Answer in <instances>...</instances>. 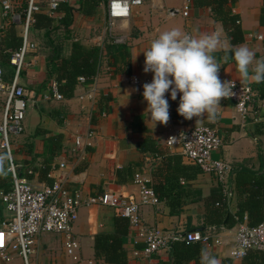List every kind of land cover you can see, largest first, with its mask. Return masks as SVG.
Here are the masks:
<instances>
[{"label": "crops", "instance_id": "0c3cea01", "mask_svg": "<svg viewBox=\"0 0 264 264\" xmlns=\"http://www.w3.org/2000/svg\"><path fill=\"white\" fill-rule=\"evenodd\" d=\"M191 1L188 17H184L181 11L184 0H147L142 6L134 7L128 20L116 22V33L128 38V44L123 47L109 44L106 0L90 16L73 11L72 22L67 26L60 25L64 12L50 16L47 7L49 0H36L41 9L36 15L50 17L52 23L44 24L36 19L29 28L28 40L32 47L19 78V84L26 90L28 110L23 133L12 136L11 143L21 175L36 185L52 184L56 178L62 179L64 186L71 192H80L83 200L105 191L137 195L139 188L133 183L136 173L143 174L158 195L167 187L166 177H177L168 183L167 198L158 196L160 203L157 206L141 207L139 215L142 226L163 231H198L222 241L221 244L192 242L200 247L198 255L180 264H201L202 250L215 258L218 264H244L247 255L239 259L230 256L236 247L238 224L228 228L206 221V200L220 186L212 175L199 171L197 166L189 163L182 156L180 148L167 147L166 139L181 128L208 126L217 130L223 146L213 156L231 167L229 184L233 190L230 199H223V205L229 213L235 214L239 200L235 191L236 174L243 170L264 173V98L261 97V82L242 78L232 54L236 46L244 44L254 51L256 59H264V0H234L229 3L231 13L238 16L240 21V42L229 38L223 22L215 16L211 7L198 4V0ZM27 6L28 0H12L17 18L13 19L11 15H4L0 0V64L6 83L12 82L16 72L11 57L23 43ZM173 27L194 36L200 33L218 35L221 44L213 55L221 68V81L235 80L251 85L257 92L245 119L236 111L232 101L222 99L215 119H208L205 115L183 125L177 124L169 114L166 125L150 121L145 112L147 104L142 96L143 85L135 86L130 79L138 77L143 83L151 82L152 74L143 71V52L161 32ZM99 37L104 38L101 46L98 45ZM96 46L104 53L96 77L99 92L95 102L80 100L79 95L84 89L78 86L71 98L46 100L47 93L53 95L54 84L58 91L57 80L55 77L49 78L47 73L52 63L69 58L75 47L90 49ZM114 46L121 47V50L109 53V48ZM226 54L228 59H224ZM126 64L130 65L129 73L124 72ZM166 98L169 103L172 101L167 93ZM4 103L5 99L0 95V125ZM89 131L94 132L95 136L90 140L84 139ZM79 137L84 140V146L77 145L76 139ZM149 140L152 142L149 149L141 152L138 145ZM1 158H5L2 151L0 179L1 176L11 179L6 168L1 169ZM60 164L65 165L61 168ZM120 171L123 173L119 177ZM153 173L159 174L154 176ZM0 204L3 209L1 225L7 213L4 212L1 198ZM172 208L180 209L181 213H171ZM115 217L117 214L113 209L101 205L83 206L79 210L74 232L81 243L83 262L80 264H107L95 257L94 241L96 235L114 231ZM136 232L130 226L124 244L128 264H174L171 255L175 243L160 255L146 257L142 254L144 243ZM33 250V264L73 263L64 253L62 235L45 234L38 237ZM11 263L23 264V261L15 257ZM0 264L4 263L0 261Z\"/></svg>", "mask_w": 264, "mask_h": 264}, {"label": "built area", "instance_id": "2783aa9c", "mask_svg": "<svg viewBox=\"0 0 264 264\" xmlns=\"http://www.w3.org/2000/svg\"><path fill=\"white\" fill-rule=\"evenodd\" d=\"M70 0H49L48 12L50 16L58 13L61 4ZM147 0H106L108 12V40L109 44L126 46V35L117 34L116 22L128 20L134 7L142 6ZM192 5L191 0H184L182 14L188 17ZM3 13L17 19L13 11L12 0H2ZM36 0H28L24 14V36L20 49L13 53L11 63L15 67V75L10 83L4 81V72L0 64V95L5 99L4 115L0 125V151L8 164L11 175L12 188L9 192H1L0 198L5 206L8 216L0 225V261L4 264L11 263L15 257L22 259L23 264H31L29 256L34 252L38 237L45 234L62 235L64 238V253L73 264L83 262L81 243L74 232V222L79 210L83 206L101 205L114 210L117 216L125 217L129 224L136 229L137 237L143 241L142 254L146 257L160 255L176 242H200L221 244L218 238L212 239L209 235L200 232L163 231L158 228L143 227L140 221V209L143 206H157L160 199L149 181L141 173H136L133 183L139 188L138 194L124 195L116 192L105 191L96 197L83 200L80 192H71L64 186L62 179H55L52 184H34L27 177L19 174L15 161V153L11 143L12 136H20L24 131V122L28 110L27 94L24 87L19 84L21 72L24 70L26 56L32 47L28 40L30 26L35 21V15L40 12ZM262 39L261 36L258 37ZM104 38H98V45H103ZM220 73V72H219ZM232 91L234 96L226 99L233 102L236 111L245 119L255 102L257 92L248 84L235 80ZM130 82L135 86L144 83L138 77H133ZM77 86L84 91L79 95L80 100L95 102L99 92L96 77L92 80L79 77ZM54 84L53 95H45L46 100H64V96L57 91ZM95 133L89 131L84 139L90 140ZM84 140L76 139L78 146H84ZM169 148H180L182 156L191 164L197 166L203 173L212 175L221 187L223 199L226 201L232 196L229 184L231 167L221 159L214 158V153L223 146V140L216 129L208 126L194 128H181L166 139ZM65 164H60L63 168ZM55 170V168H54ZM236 247L231 251L233 259L245 257L249 251L264 252V223L257 226H248L246 223L238 224L235 235Z\"/></svg>", "mask_w": 264, "mask_h": 264}, {"label": "trees", "instance_id": "16d2710c", "mask_svg": "<svg viewBox=\"0 0 264 264\" xmlns=\"http://www.w3.org/2000/svg\"><path fill=\"white\" fill-rule=\"evenodd\" d=\"M75 1H77L76 5L74 3ZM102 1L103 0H70L67 3L61 4L58 8V12H64L65 16L60 20V25L67 26L72 22L73 11H79L84 15L90 16L92 12L97 11ZM231 1L234 0H198L197 3L211 7L215 16L223 22L229 38H233L235 42L236 40L240 42L242 37L240 21L238 16L231 13L232 10L229 8V3ZM34 18L35 20L40 19L44 24L51 25L52 23V19L45 15H35ZM120 50L121 47L119 46L110 47L109 53L119 52ZM103 53V50L97 46L90 49L75 47L72 49L69 58H64L58 62L52 63V66L47 71L49 78L55 77L59 93L67 99L71 98L76 89L79 77L83 76L89 79L97 77L102 66ZM129 67L130 65H125V73H129ZM119 70L121 71V69ZM263 87L264 82H261L262 98H264ZM178 103L179 98L169 103V114L177 124L187 125L190 120H185L178 115L176 111ZM151 144L152 142L150 140L145 141L140 143L138 148L141 152H146ZM127 171L128 170H126L125 173H127ZM45 172L48 173V170ZM122 173L123 172L120 171L118 176L120 177ZM157 174L159 173H153L154 176ZM175 178L177 179V177ZM176 179H174V177H166L167 187H169V182ZM0 180V189L3 192H9L12 188L11 179H8L6 176H1ZM167 187L159 191L160 195H157L161 198H167ZM235 191L239 199L238 210L235 214L229 213L227 208L223 205V195L220 187L210 195L205 204V217L207 223L228 228L242 223H246L248 226H257L264 223V173L256 174L245 170L239 171L236 174ZM175 196L178 197V194H175ZM2 212L3 209L0 204L1 220L3 218ZM171 213L175 215L180 214L181 210H174V208H172ZM129 228L130 224L127 218L121 216L115 217L114 231L112 233H101L96 235L94 241L95 257L103 260L107 264H128V257L124 249V244L129 234ZM193 244L192 242H181L173 245L171 258H173L174 264H180L183 260L195 258L196 255H198L200 247ZM244 259V264H264V253L257 251L251 252L248 253Z\"/></svg>", "mask_w": 264, "mask_h": 264}, {"label": "clouds", "instance_id": "9594fccd", "mask_svg": "<svg viewBox=\"0 0 264 264\" xmlns=\"http://www.w3.org/2000/svg\"><path fill=\"white\" fill-rule=\"evenodd\" d=\"M221 42L215 33H200L194 36L178 27L161 32L143 52V71L151 73L150 83L143 84L142 96L147 104L145 112L150 121L166 125L169 121V102L179 103L178 115L185 120L196 121L207 116L215 119L222 99L235 95L232 81H221L220 65L213 53ZM227 54L224 59H228ZM242 78L264 82V59H256L255 53L247 45L235 47L232 54ZM251 68V73H250ZM201 264H218L202 250Z\"/></svg>", "mask_w": 264, "mask_h": 264}, {"label": "rangeland", "instance_id": "374dc122", "mask_svg": "<svg viewBox=\"0 0 264 264\" xmlns=\"http://www.w3.org/2000/svg\"><path fill=\"white\" fill-rule=\"evenodd\" d=\"M5 158H1V162H2V164H3V166L1 167V169L4 167V168H6V170H7V172H8V164H7V162H6V160H4ZM15 160H16V158H15ZM16 163H17V160H16ZM1 164V165H2ZM4 212H6V209H5V211ZM7 213V212H6ZM7 216H8V213H7ZM34 248V247H33ZM17 258V257H16ZM34 259H35V253L33 252L30 256H29V261H30V263L31 264H33V262H34ZM8 264H13V263H8ZM71 264H73V263H71Z\"/></svg>", "mask_w": 264, "mask_h": 264}]
</instances>
